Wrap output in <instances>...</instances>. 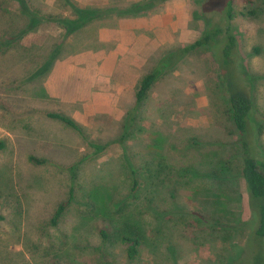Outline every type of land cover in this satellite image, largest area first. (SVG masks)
Returning a JSON list of instances; mask_svg holds the SVG:
<instances>
[{"label":"rangeland","instance_id":"1","mask_svg":"<svg viewBox=\"0 0 264 264\" xmlns=\"http://www.w3.org/2000/svg\"><path fill=\"white\" fill-rule=\"evenodd\" d=\"M76 1L80 5H106L116 0ZM189 1L187 25L200 35L203 21L192 17L199 7ZM31 3L42 12H68L56 0H31ZM213 3L218 9L222 0ZM5 8L9 11L4 14L9 17L0 18V37L7 26H22V21L12 16L17 13L16 2L8 0ZM249 9H255L256 14L243 15ZM235 10L231 23L243 63L251 72L264 74V0H235ZM61 34L54 23L45 22L12 46L0 48V264H217L218 252H227V245H222L225 242L221 235L203 226H194L191 233L181 223L168 232L178 246L176 259L153 257L150 251L153 241L145 238L141 239L140 256L128 259L118 234L123 226L120 222L140 226L146 232L156 224L148 209L151 202L146 201L152 194L148 190L138 191L141 187L137 192L131 191V186L132 169L139 171L143 163L155 166L151 145L158 133L161 134L157 144L169 156L164 160L168 166L162 172L158 169L152 185L160 206L170 204L169 198L176 193L178 203L188 210L200 215L214 213L215 196L205 201L206 192H192L189 185L180 184L174 177L175 167L184 163L183 145L188 138L196 137L199 141L196 151L201 157L210 149L218 150L220 155L233 153L230 144L220 146L232 142L235 136L225 100L215 90L217 64L211 53L205 48L195 50L155 82L145 102L132 113L128 133L124 134V123L127 112L134 106L133 89L122 97L125 99L121 103L122 117L90 116L79 133L47 116L48 112L67 109L45 97V76L34 75L45 61L43 54L62 40ZM82 35L78 34L74 44L64 45L59 58L80 48L86 40ZM67 41H73L72 37H67ZM189 42L192 41L175 38L157 49L137 72V83L162 54ZM250 87L258 112L264 113V79H255ZM89 143L104 147L96 153ZM256 147L257 155L264 160V130ZM32 156L46 162L36 163L30 159ZM235 170L213 186L227 199V209L244 220L249 216L247 193ZM93 188H101L106 194L111 218L96 215L95 204L84 197ZM61 202H67V206L53 225L51 217ZM101 230L108 233L107 239L102 238ZM231 237L242 242L239 234Z\"/></svg>","mask_w":264,"mask_h":264},{"label":"trees","instance_id":"2","mask_svg":"<svg viewBox=\"0 0 264 264\" xmlns=\"http://www.w3.org/2000/svg\"><path fill=\"white\" fill-rule=\"evenodd\" d=\"M7 1L0 0V18L9 17L4 14V11L7 13L9 11L5 8ZM14 1L17 13L12 16L22 21V26H7L6 30L1 33L0 40L3 39V42L0 41V48L12 46L15 41L35 31L45 22L54 23L62 31V40L57 42L49 53L43 54L42 59L45 61L41 63L40 68L35 69L34 75L40 74L42 77H46L53 62L60 57L63 46L67 43L74 44L79 33L81 35L83 33L82 37L86 36L84 31L90 32V35L86 36L84 38L86 40L80 48L72 53L94 46L97 43L96 32L99 27L114 26L122 18L147 16L163 6L168 0H131L123 4L110 3L106 5H80L76 0H56L61 4V8L68 11L66 14L42 12L31 3V0ZM193 1L199 7V10L192 12L193 19L203 21L201 34L194 41L162 54L154 67L139 79L134 92V106L126 114L124 134L128 133L132 126V113L134 114L136 109L138 110L139 106L145 102L155 82L175 69L183 58L195 50L207 49L217 64L215 90L225 100L228 119L232 124L235 136L232 142H223L220 143V146L226 147L230 144L233 147V153L229 156L220 155L218 150L210 149L201 157V154L198 155L196 151L199 141L196 140V137L188 138L183 145L184 163L175 167L174 177L175 179L177 177L180 184L189 185L192 192H206L205 201L209 202L211 199L209 196L212 198L215 196L213 201H215L216 208L212 214L194 213L184 207V204L178 203L176 193L169 198L172 199L170 204L160 206L157 201L158 194L152 185H155L156 173L159 170L162 172L164 166H168L164 160H167L166 158L169 156L163 151V147L157 144L161 134L158 133L151 145L155 151V166L150 167L147 163H143L139 170L142 177L137 168L132 169L131 186V191L137 192L141 187L138 191L148 190L152 194L151 198H146V201L151 202L148 209L156 220V224L146 232V230H141L140 226L120 222L119 224L122 223L123 226L118 230L119 240L125 245L128 259L134 260L140 256L142 238L153 241V246L150 245L153 257L172 258L174 256L173 259H176L179 252L178 246L174 237L168 236V232L178 224L185 223L184 225L188 226L191 233H194L196 227L203 226L224 238L225 243L222 245H227V252L222 250L218 252L217 264H264V160L260 154L257 155L256 147V141L264 130V113L258 112L252 97L253 88L250 87L255 79H264V74L258 75L251 72L250 68L243 63L244 59L239 53L237 35L231 23L236 15L235 0H222L218 9L213 6L215 0ZM247 2H251V0H247ZM255 14V9L243 12V15L247 16ZM67 37H72L73 41L66 42ZM47 116L60 120L79 133L83 132V126L69 116L55 112H48ZM1 144L0 142V146ZM89 146L95 148L96 153L104 147V145L96 143H89ZM170 147L176 149L171 145ZM30 159L36 163L46 162L44 159L33 156ZM234 169L243 179L247 193L249 216L244 220L227 209V199L221 193L216 192L217 189L213 186L214 182L229 178L230 174L228 175V173ZM207 182L212 183L210 186H206V184L203 186V183ZM172 188L175 192V185ZM100 189L88 190L84 197L93 201L96 215L111 218L106 204V194ZM160 200L162 199L160 198ZM66 206L67 202L57 205L50 220L51 224H57ZM142 206H145L144 201ZM194 226L196 227L194 228ZM232 234H239L242 242L232 239ZM100 235L103 239H107L109 236L105 230H101Z\"/></svg>","mask_w":264,"mask_h":264},{"label":"crops","instance_id":"3","mask_svg":"<svg viewBox=\"0 0 264 264\" xmlns=\"http://www.w3.org/2000/svg\"><path fill=\"white\" fill-rule=\"evenodd\" d=\"M131 0H116L123 4ZM110 4V3H109ZM157 10V12H156ZM147 16L119 19L97 29V46L56 59L43 81L45 97L57 101L83 128L93 115L122 117L123 97L135 91L137 72L157 49L175 38L194 41L199 35L188 27L189 0H168Z\"/></svg>","mask_w":264,"mask_h":264}]
</instances>
